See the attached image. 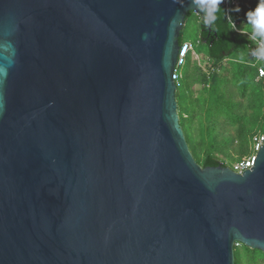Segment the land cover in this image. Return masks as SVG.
Segmentation results:
<instances>
[{
    "label": "water",
    "instance_id": "1",
    "mask_svg": "<svg viewBox=\"0 0 264 264\" xmlns=\"http://www.w3.org/2000/svg\"><path fill=\"white\" fill-rule=\"evenodd\" d=\"M195 0H0V264L264 254L252 166H202L172 79ZM146 36V38H145Z\"/></svg>",
    "mask_w": 264,
    "mask_h": 264
},
{
    "label": "trees",
    "instance_id": "2",
    "mask_svg": "<svg viewBox=\"0 0 264 264\" xmlns=\"http://www.w3.org/2000/svg\"><path fill=\"white\" fill-rule=\"evenodd\" d=\"M259 2L260 0H235V3H232L231 0H224L219 6L221 12L217 13L218 19L215 30L202 24L201 14L198 11L196 15L198 17L200 43H203L206 47L205 53L199 50L198 54H204L207 58L206 62H209L212 67L204 71L205 74L203 75L201 67L196 62L197 60L189 54L186 56L184 65H182V68L186 69L182 77L185 80L188 96H190L187 100V106L186 104L178 105L180 125L183 131L184 128H189L192 131L191 125L195 116L203 113L208 122L206 129L211 134L215 130L218 118L220 116L224 117L227 122L236 126L237 147L234 151L237 157L234 161L248 153L250 139L255 133L264 134V77L258 76V69L262 68L264 70V63H258L247 55L248 49L254 47V45L247 38V33L240 34L230 29L225 14L230 15L239 27L240 23L246 19V13L254 11ZM237 5L242 11L241 16L232 11ZM191 13L193 12H188L187 16ZM247 30L249 33L251 32V28ZM179 41L181 44L185 40L180 36ZM224 59H228L229 63L220 72L218 66H221ZM192 69V74H188V71ZM197 84L207 86L204 90L209 95V103L205 109L194 93V87ZM231 84L234 85L233 88H230ZM233 89H236L239 95L246 99V106L249 111L243 109L241 103L235 100ZM261 123L263 128L260 129ZM192 141L193 137L191 135V146L196 162L201 163L202 166L226 165L225 162L212 155L209 149L204 150L202 161H200L194 153L195 148ZM226 152L231 155L228 149ZM246 249L253 254L257 251L261 252L248 247Z\"/></svg>",
    "mask_w": 264,
    "mask_h": 264
},
{
    "label": "rangeland",
    "instance_id": "3",
    "mask_svg": "<svg viewBox=\"0 0 264 264\" xmlns=\"http://www.w3.org/2000/svg\"><path fill=\"white\" fill-rule=\"evenodd\" d=\"M253 1V0H252ZM242 15V11L238 12V16ZM243 28H251L250 25L247 24L246 19L243 20L240 23V26ZM181 37L192 44V48L194 53H197V56H195L192 52L189 53L191 57L197 60V64L201 67V72L203 75L205 74L204 71H207L211 69V64L207 61V58L204 54H198V51L201 50L205 53L206 47L203 43H200V36H199V25H198V17L196 13H191L186 17L185 24L181 31ZM228 59H224L221 63V66H218V69L220 72H222L224 69L223 67L228 66ZM182 68V66H181ZM179 69L180 77L178 79V82H180L179 86L176 89V97L177 102L179 106L188 105L187 100H189L190 96L187 93L185 80L182 77V74L186 69ZM193 69L188 71V74H192ZM207 86L202 85H195L194 87V93L195 95L200 99L201 103L204 106V109L206 108V105L209 103V95L204 90ZM234 85H230V88H233ZM233 92L235 93V100L237 102L241 103V106L243 109L249 111V109L246 106V99L241 97L236 91V89H233ZM207 119L205 114L201 113L200 115H196L191 128L192 131L189 128H184V134L189 146V149L191 153L193 154V149L191 146V135L193 137L192 145L195 148V155L198 157L200 161H202L204 150L209 149L210 153L217 157L220 161L225 162L226 166H231L234 162V159L237 157L236 152L234 149L237 147L236 143V126L234 124H230L225 120L224 117L220 116L217 120V123L215 124V130L211 132V134L207 131ZM259 128H263V124L261 123ZM191 131V132H190ZM259 133V132H258ZM226 145V147H225ZM228 149V151L231 152V155L225 153V151ZM199 161V162H200ZM201 164V163H199ZM234 255H235V264H264V254L262 252H255V254L249 252L246 249V246L239 245L236 246L234 249Z\"/></svg>",
    "mask_w": 264,
    "mask_h": 264
},
{
    "label": "clouds",
    "instance_id": "4",
    "mask_svg": "<svg viewBox=\"0 0 264 264\" xmlns=\"http://www.w3.org/2000/svg\"><path fill=\"white\" fill-rule=\"evenodd\" d=\"M223 2L224 0H195V4L201 14V22L205 27L215 30V24L218 19L217 13L221 12L219 6ZM232 11L238 13L240 11L239 6L234 7ZM225 17L232 31L240 34L247 33V38L254 45V47L248 49L247 55L258 63H264V0H260L254 11L246 13L247 24L251 26L250 33L247 28L237 27L230 15L225 14Z\"/></svg>",
    "mask_w": 264,
    "mask_h": 264
},
{
    "label": "built area",
    "instance_id": "5",
    "mask_svg": "<svg viewBox=\"0 0 264 264\" xmlns=\"http://www.w3.org/2000/svg\"><path fill=\"white\" fill-rule=\"evenodd\" d=\"M231 2L235 3V0H231ZM190 52H192L195 56H197V53H194L192 44L190 42L188 41L182 42L179 46L176 64L172 73V79L175 82L176 87L179 86V82H178V79L180 77L179 69L181 68L182 65H184L186 61V56ZM258 76L264 77V70L262 68L258 69ZM263 136H264L263 133L257 132L251 137L248 153L242 156L240 159L235 160L232 163V165L229 166L233 171L237 173H242L244 169H248L252 166L256 151L261 143ZM235 246H239V243H235Z\"/></svg>",
    "mask_w": 264,
    "mask_h": 264
}]
</instances>
